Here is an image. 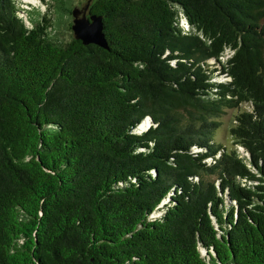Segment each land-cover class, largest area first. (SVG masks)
Segmentation results:
<instances>
[{
  "label": "trees",
  "instance_id": "1",
  "mask_svg": "<svg viewBox=\"0 0 264 264\" xmlns=\"http://www.w3.org/2000/svg\"><path fill=\"white\" fill-rule=\"evenodd\" d=\"M89 14L107 48L0 0V264H264V0Z\"/></svg>",
  "mask_w": 264,
  "mask_h": 264
},
{
  "label": "rangeland",
  "instance_id": "2",
  "mask_svg": "<svg viewBox=\"0 0 264 264\" xmlns=\"http://www.w3.org/2000/svg\"><path fill=\"white\" fill-rule=\"evenodd\" d=\"M95 0H73L74 8H73V16L71 19L72 26L74 25L75 21H83L88 18L90 6ZM17 7L19 8V16L22 18L26 24L31 26V22L29 20V16L33 18L39 19L40 16L48 15L52 17L54 20L56 19L53 17L52 14H55L56 16L62 14L57 10V8L49 7L48 5H54L52 0H15ZM50 13V15H49ZM29 14V15H28ZM56 24H58V28H54L58 33L59 36L62 39L69 40L70 37L74 36V31H70L68 28L69 22L66 21L65 18H63L62 23L55 20ZM181 26L187 30L189 28L188 23L185 21V19L182 17L180 19ZM230 58V52L228 50L225 51L222 61L226 62ZM234 111L229 110L227 111L226 115L221 117L219 121L221 122L222 126L219 128V130L216 132V139L221 142L222 144L229 146L231 144V139L228 133L229 126L232 123L233 117H234ZM239 152L243 154L244 150L239 148ZM242 186H248L251 187V185H256L257 182H251V181H241ZM165 204V203H164ZM157 216V214L154 215V217Z\"/></svg>",
  "mask_w": 264,
  "mask_h": 264
},
{
  "label": "water",
  "instance_id": "3",
  "mask_svg": "<svg viewBox=\"0 0 264 264\" xmlns=\"http://www.w3.org/2000/svg\"><path fill=\"white\" fill-rule=\"evenodd\" d=\"M72 30L75 33V37L85 45L93 44L101 48H107L104 24L101 17L88 14L87 19L75 21Z\"/></svg>",
  "mask_w": 264,
  "mask_h": 264
}]
</instances>
